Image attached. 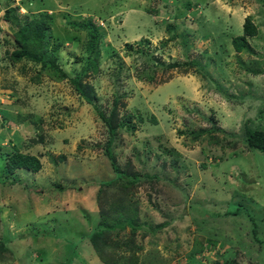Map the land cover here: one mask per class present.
<instances>
[{"label": "rangeland", "instance_id": "obj_1", "mask_svg": "<svg viewBox=\"0 0 264 264\" xmlns=\"http://www.w3.org/2000/svg\"><path fill=\"white\" fill-rule=\"evenodd\" d=\"M11 4L20 14H52L43 56L78 75L98 108L107 113L113 92L121 94L119 118L133 124L116 129L115 162L142 174L129 205L146 224L135 233L142 241L135 264H264V157L245 149L243 136L245 126L264 131L258 116L264 106V0ZM246 16L256 32L235 50L231 39L242 34ZM87 18L102 28L95 57L86 49L85 30L76 27ZM8 24L0 17V244L11 250L1 253L0 264H93L97 256L81 237L97 222L96 207H107L103 193L96 206L95 186L114 177L102 151L104 124L93 104L47 62L11 59L7 41L16 28ZM171 63L180 65L167 68ZM149 69L151 80L145 78ZM211 125L221 129L189 133ZM11 143L39 155L40 170L9 173L4 162ZM112 191L105 195L119 202L115 208L128 204L121 190ZM237 207V215L226 214ZM123 249L111 257H129Z\"/></svg>", "mask_w": 264, "mask_h": 264}, {"label": "trees", "instance_id": "obj_2", "mask_svg": "<svg viewBox=\"0 0 264 264\" xmlns=\"http://www.w3.org/2000/svg\"><path fill=\"white\" fill-rule=\"evenodd\" d=\"M189 2H187V6H189ZM18 5H12L11 0L4 1V7L2 11V19L5 20L9 27L16 28L14 34H12V39L9 42L12 44L13 49L11 50L9 56L14 61H18L22 58L29 59L34 62H37L41 65H44L46 62L50 65L53 71L58 73L57 78H68L69 81L72 82L73 86L79 93V95L83 96L86 102L92 103V98H96L95 95L92 93H87L82 90L80 87V78L78 75L71 76L70 74L66 73L61 67L55 62L53 58L48 57L47 59L44 58L43 54L45 51V43L47 42L48 38L50 37L48 25L50 19H52V14L48 13L46 10H39L32 14H28V12L24 14H20L17 12ZM29 11V10H28ZM77 13V11H76ZM13 26H12V25ZM78 29H84L85 34L88 35V38L85 42L86 49L91 51V54L95 57L97 55V42L98 36L102 32V28L98 26L95 20L87 18L85 20L80 21L77 26ZM172 27L167 25V29H171ZM242 34L239 36H235L231 39L235 50L241 49L245 44V36H252L256 32V28L253 25L252 21L248 16L244 17L241 23ZM128 48H131V45H127ZM89 63L92 68L95 67V61L92 58H89ZM190 62V61H189ZM156 62L152 63V66H156ZM179 63H171L167 64V68H172L179 66ZM153 69H149L145 76L146 79L151 80L153 76L152 73ZM163 82V81H161ZM120 93L113 92V100L110 109L105 113L100 108H98L94 103V109L98 118L103 122L104 128L106 130L107 138L103 143L102 151L103 154L109 160V164L111 165V169L114 173V177L106 182H99L95 186L94 190V199L95 204H99L97 200H99V196L101 193L104 194L105 199L103 202L106 203L107 207H99L96 211L95 216L97 215V222L89 229V232L86 236H82L81 238L87 237L88 241L90 242L94 253L99 258V260L104 264H135L137 259L136 255L134 254L136 251H140L142 249V241L135 239V233L138 229L144 227V223L141 225L138 222V209L135 206L130 207L129 205L133 203L131 201V188L135 185V183L140 180L139 174L133 170H128L127 168L121 169L118 167V164L115 162V153L112 150L113 139L116 136V129L118 128H132L133 122H130V119L123 120V117L120 116L118 113V109L116 108V102L119 100ZM258 116L262 119L264 114V106L259 108ZM261 112V113H260ZM263 113V114H262ZM130 118V115H125ZM137 120L143 121L142 116L136 113ZM154 123V122H153ZM221 129L219 126L211 125L210 128H197V130H190L189 133L194 135H201V134H213L214 132H218ZM244 134V143L247 150L253 149L259 151L262 156L264 157V131L262 128H250L245 126L243 130ZM210 140L207 142L209 143ZM12 150L6 156L4 165L6 170L9 173H13L16 169L24 168L31 172H37L41 168V162L39 160L40 156L21 152L17 146L11 143ZM161 149L168 154H176L177 151L172 147H165L162 145ZM147 178L148 175H145ZM153 177L157 178V174H153ZM113 188H117L123 192L121 196V201H126L128 204H122V207L115 208V204L119 202L117 200H113V197L108 200L110 195H105L106 191H112ZM72 189V188H71ZM113 194V191H112ZM119 200V201H120ZM96 204V206H97ZM134 205V203H133ZM239 208L237 207L234 211H227L226 214L228 215H237ZM246 212V210H245ZM246 214H248L246 212ZM248 219L255 225L252 216L249 214L247 215ZM162 223H158L155 225L156 228L162 227ZM253 225V226H254ZM254 234V228L252 230ZM258 241V239H257ZM123 247V251L128 252V256L123 259H118L121 257H111L110 252L116 251ZM8 252L11 251L6 247L4 243L0 244V258L1 253L3 251ZM8 250V251H7ZM231 262H222V263H215V264H229ZM233 264V263H232Z\"/></svg>", "mask_w": 264, "mask_h": 264}, {"label": "crops", "instance_id": "obj_3", "mask_svg": "<svg viewBox=\"0 0 264 264\" xmlns=\"http://www.w3.org/2000/svg\"><path fill=\"white\" fill-rule=\"evenodd\" d=\"M65 256V255H64ZM64 258V257H63ZM92 261L94 262L93 264H103L100 260H99V258L97 257V260H95V259H92ZM147 261H145V260H143V263H146Z\"/></svg>", "mask_w": 264, "mask_h": 264}, {"label": "clouds", "instance_id": "obj_4", "mask_svg": "<svg viewBox=\"0 0 264 264\" xmlns=\"http://www.w3.org/2000/svg\"><path fill=\"white\" fill-rule=\"evenodd\" d=\"M15 5H17V4H15ZM2 11H3V8L0 9V17H1V15H2Z\"/></svg>", "mask_w": 264, "mask_h": 264}]
</instances>
